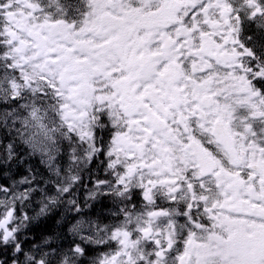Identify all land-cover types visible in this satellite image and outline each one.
<instances>
[{
	"label": "snow or ice",
	"instance_id": "snow-or-ice-1",
	"mask_svg": "<svg viewBox=\"0 0 264 264\" xmlns=\"http://www.w3.org/2000/svg\"><path fill=\"white\" fill-rule=\"evenodd\" d=\"M0 264H264V0H0Z\"/></svg>",
	"mask_w": 264,
	"mask_h": 264
}]
</instances>
